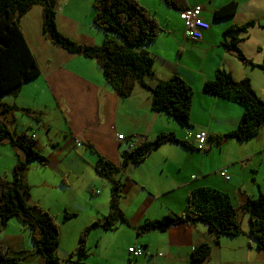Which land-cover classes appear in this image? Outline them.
I'll return each instance as SVG.
<instances>
[{"label": "crops", "instance_id": "obj_1", "mask_svg": "<svg viewBox=\"0 0 264 264\" xmlns=\"http://www.w3.org/2000/svg\"><path fill=\"white\" fill-rule=\"evenodd\" d=\"M136 1L152 13L163 30L155 41L146 44L150 48L145 47L146 45L142 47L154 60V78L145 77L144 83L153 87L159 80H167L173 75L181 77L192 89L191 127L181 128L166 114L153 112L151 93L141 85H136L129 97L120 98L103 79L96 61L68 53L43 37L41 7L34 6L20 19V27L40 67V74L23 84L11 105L33 109L32 111L36 112L40 107L30 103L29 97L35 102L38 99L39 102H44L43 107L52 104L60 111V117H63L61 124L64 122V129L59 131L61 141H52L47 134L52 129V123L41 120L39 113V122L29 118L25 120L22 115L19 120L16 113H12L9 121L16 135L32 132L33 140L37 142L41 136L35 132L41 125L47 132L44 133V145L35 144L45 157L46 165L42 167L35 161H30L24 182L29 186V193L36 186H42V194L45 195L57 190L60 193L66 190L75 193L76 187H79L83 189L87 201L85 199V204H82L75 199L74 203L67 204L62 197L55 195L53 205L40 203V197H37L36 203L30 201L29 204L46 210L58 224L57 254L59 258L65 259L77 249L81 232L95 222L100 223L109 212L110 182L96 174L94 166L97 160L100 158L120 168L124 154L144 142L154 140L160 133H173L177 139L191 145L192 149L174 143H164L138 164H128L120 174L114 176V179H119L124 184L120 207L127 223L117 222L114 230L106 232H114L118 229L117 226H124L136 233V236L127 242V249L140 246L144 254L138 258L127 254V264H137L140 258H146L148 264H189V254L201 244L210 245L211 254L199 264H213V261L217 264H229L223 263L228 255L224 257L220 254V257L217 256L219 260H216L215 252H220L221 246L225 244L221 237L240 236L246 238L249 259L254 261L260 251L254 248L255 243L248 229L246 231L242 226L240 235L220 236L218 244L214 243L207 227L201 224L171 225L164 233L152 231L159 234L155 243L143 236L147 233L137 234L136 229L145 221L158 220L168 214H183L189 192L200 187L225 193L237 210L248 198H255L264 193V139L259 140L258 134L247 143L233 140L216 143L217 136L237 127L243 110L237 104L202 91L203 83L211 80L217 69H223L230 73L235 81L248 79L255 94L264 100V72L253 66L260 65L264 60V0H185L186 9L197 6L201 8V17L210 28L203 33L199 41L184 38L182 31L180 40L174 42L178 47L176 61L169 68H165L163 55L159 52L165 35L170 33L160 25L154 9L143 5L140 0ZM230 2L237 4L235 14L215 19L214 11ZM68 7L67 1L56 15L57 29L71 40L80 43L79 22L61 16L63 12H67ZM160 7L158 6L159 10ZM168 9L170 8L166 7L162 13L165 16L179 15L183 29L180 18L182 10ZM249 22H252V26L245 32L224 35L231 26H241ZM232 38L238 39V48L253 65L241 64L234 53L221 45L222 41ZM195 49L203 53L200 59L195 55ZM187 52L194 56L189 58L185 65L181 61ZM157 62L160 63L158 70ZM199 131H206L208 135L207 144L201 151L196 150L194 140V134ZM262 133L260 138H264V132ZM119 135L126 139L119 141ZM75 142H80V147H77ZM7 146L0 144V148ZM12 150L13 155L11 153V156H6L7 159L0 154V157L6 160V163L0 164V176H5L8 180L12 176V167L18 153L22 154L17 149ZM221 170H226L228 180L220 176ZM106 189L109 191L107 207L95 200L101 194L104 195ZM28 198L32 200L30 195ZM64 212L74 216L64 220ZM240 215L243 219L247 216L246 213ZM11 220L13 219H10L0 232V246L7 247L10 255L20 258L21 264H45V260L34 250L29 229L21 222ZM233 245L240 244L234 242Z\"/></svg>", "mask_w": 264, "mask_h": 264}, {"label": "trees", "instance_id": "obj_2", "mask_svg": "<svg viewBox=\"0 0 264 264\" xmlns=\"http://www.w3.org/2000/svg\"><path fill=\"white\" fill-rule=\"evenodd\" d=\"M161 1L170 9H186L185 0ZM37 5L41 7V31L44 38L68 53L96 61L103 79L120 98L129 97L136 85H141L151 93L153 112L166 114L181 128H190L192 89L177 75L164 81L159 80L153 87L144 83L145 77L154 78V60L142 47L155 41L163 30L152 13L136 0H93L92 22L104 33L100 46H96L89 39L80 43L72 41L59 32L54 0H0V144H7L24 155L23 160L16 158L10 180L0 176V232L10 219L15 218L29 229L34 250L45 260V264H84L88 256L86 238L93 229L100 227L104 231H111L115 229L117 222L127 223L120 207L124 184L119 179H114V176L120 174L126 165L138 164L164 143H174L189 149L192 146L177 139L173 133H160L154 140L144 142L124 154L120 168L99 158L94 170L99 177L110 182L109 212L100 223L95 222L81 232L77 249L73 253L65 259L59 258L58 224L48 212L27 202L29 186L24 182L28 163L35 161L44 167L46 159L36 148L31 138L32 132L12 137L3 122L6 115L17 112L35 122H39V117L30 109L18 108L1 101L2 96L16 97L24 83L40 74V67L20 27V19ZM236 10L237 4L230 2L216 9L213 15L215 19L231 17ZM250 26L252 22L231 26L224 35L245 32ZM237 43L238 39L232 38L222 41L221 45L234 53L241 64L253 65L238 48ZM253 66L264 72V60L260 65ZM202 91L237 104L243 110L237 127L217 136L216 143L225 140L247 143L264 127V100L255 94L248 79L235 81L230 73L217 69L213 78L203 83ZM243 213L248 216V232L256 250L264 252V193L248 198L237 210L225 193L200 187L189 192L183 214H168L158 220L145 221L136 231L137 234L152 231L164 233L171 225L201 224L207 227L214 243L218 244L220 236L234 237L242 233L239 216ZM72 216V213H63L64 220ZM210 254V245L201 244L191 251L188 262L199 264L207 260ZM20 261L17 256L9 254L7 247L0 246V264H20Z\"/></svg>", "mask_w": 264, "mask_h": 264}, {"label": "rangeland", "instance_id": "obj_3", "mask_svg": "<svg viewBox=\"0 0 264 264\" xmlns=\"http://www.w3.org/2000/svg\"><path fill=\"white\" fill-rule=\"evenodd\" d=\"M67 1L69 2V7L67 9V12L66 13L63 12L61 16L62 17L67 16L72 21L79 22V25H80L79 26L80 28L79 36L81 37V41L82 40L86 41V39H89L91 41H95L94 43L96 46H100L103 42V40L102 42H100V39L104 33L103 31L99 30L93 25V22H92V17L94 13V10L92 8L93 0H54L56 15L59 14L60 9L64 8V5L67 4ZM140 3L146 6L149 5L152 9H154L156 11V15L158 19L161 22L160 25L164 28V30H167L170 33V35H165L164 43L161 45V50L159 52L160 55H163L162 56L164 59L163 64L165 65V68H169L172 63L174 65V62L176 61V58H177L176 51L178 47H176L174 42L177 40L179 41L180 37H182L183 29H182L181 21L179 19V15L165 16V14L162 13V10H165L166 7L160 0H140ZM158 6H161L160 10L158 9ZM102 39H104V36L102 37ZM116 39L119 40V38H116ZM72 41H76V40H72ZM145 47H148V46L146 45ZM189 49L188 51H190ZM194 51H195L194 53H196L195 55L198 57V59H200L203 53H199L197 49H195ZM193 56L194 54L187 52L184 56V60H182L181 63L186 65L187 60L189 58H192ZM205 57L207 56L205 55ZM202 59L205 60L206 58H202ZM158 67H160V63L157 62V70H158ZM27 94L30 96L29 91H27ZM15 98L16 97L2 96L1 101L5 104L11 105V103H13V100ZM29 101L30 103L34 105L35 104L39 105L40 108H37L36 109L37 113L36 112L35 113L36 114L39 113L41 115L40 117L41 120L45 119L48 122L52 123V129L48 133L45 131V129H43L42 125L40 129L35 132L36 135L41 136V139L37 140V142L34 140L35 144L39 146L44 145L45 143L44 133L48 134V138L50 140L60 142L62 138H61V134L59 133V131L64 129V122H62L61 124V121H64V120L62 116L60 117V111L57 110L55 106L52 104L46 107H43L44 102H39V99L36 100L35 102V100L29 97ZM21 114L22 113H18V112L15 114L19 120H21ZM8 115L9 116L6 115V117L4 118L5 120L3 122L5 123L8 130L10 131L11 136L13 137L16 134H15L14 128L11 125V122L9 121V118L11 117L12 113ZM22 116L25 120H28L29 118L24 114H22ZM259 132L261 133H258L259 134L258 139L259 140L264 139V138H260L263 134L262 132H264V127H262L261 131ZM11 153L13 155V150L9 145L5 148H0V154L5 159H7L6 156H11ZM3 157H0V164L6 163V160ZM18 158L20 160H23L24 155L21 153H18ZM261 170L263 172V167H261ZM31 172H35V171H31ZM43 190L44 188L42 186H36L35 188H33L29 193L32 200H29L28 198L27 202L29 203L30 201H34V203H36L35 201H38L37 197H40L41 199V201H39L40 203H44V204L52 203L55 195L56 197H62L65 203L67 204H69L70 202L74 203L75 199L82 204H85L84 202L85 199L87 201V197L85 196L83 189H80L79 187H76L75 193H72L70 190H66V191H63V193H60L57 190V191H53L45 195V194H42ZM108 194H109V191L106 189V191L104 192L105 200H104L103 194H101L95 200L105 204V206L107 207ZM39 208L41 207L39 206ZM41 209L44 210L43 208ZM239 218L241 220L240 223H241L242 228H244L247 231L248 229L247 216L245 217V219H243L240 215ZM11 221L17 222L18 220L13 218V220ZM117 228L118 229L114 232H106V231H102L101 229H94L93 231H91V233L86 238V243H87L86 248H87L88 256L84 260V264H127V261H126L127 247L129 245L127 242L133 236H136V233L124 226H117ZM143 236L147 238V240L155 243L156 238L159 236V234L151 232ZM221 238L222 240H224L223 242H225V244L221 246L220 252L219 251L215 252L216 260H219L217 256L220 257L222 255L225 257L228 255V257H226L223 260V263L227 262L229 264H264V252L262 251L258 252L259 256L254 258V261L249 259L250 253L248 251V248H247L248 246L246 244V238L244 236H240L236 238H230V237H221ZM226 242L228 244H226ZM234 242L235 243L237 242L240 245H233ZM137 264H148V261L146 258H140L138 259ZM213 264H217V263L213 261Z\"/></svg>", "mask_w": 264, "mask_h": 264}, {"label": "built area", "instance_id": "obj_4", "mask_svg": "<svg viewBox=\"0 0 264 264\" xmlns=\"http://www.w3.org/2000/svg\"><path fill=\"white\" fill-rule=\"evenodd\" d=\"M180 18L183 22V37L193 41H199L202 39L203 33L207 32L210 28L209 24L201 17V8H187L180 12ZM34 139V135L31 136ZM119 141L125 140L123 135L117 137ZM194 140L196 142V149L198 151L204 150L208 141V135L206 131H199L194 134ZM77 147H80V142H75ZM220 176L224 180H228V174L226 170L219 171ZM194 178V177H192ZM127 254L132 258H138L144 254V251L140 246H132L127 249Z\"/></svg>", "mask_w": 264, "mask_h": 264}]
</instances>
